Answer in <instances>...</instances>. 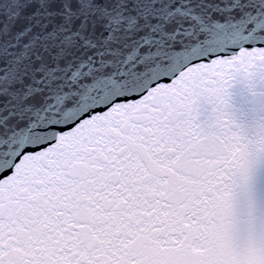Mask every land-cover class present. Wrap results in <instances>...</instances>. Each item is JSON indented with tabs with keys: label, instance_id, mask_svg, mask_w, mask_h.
<instances>
[{
	"label": "snow or ice",
	"instance_id": "snow-or-ice-1",
	"mask_svg": "<svg viewBox=\"0 0 264 264\" xmlns=\"http://www.w3.org/2000/svg\"><path fill=\"white\" fill-rule=\"evenodd\" d=\"M0 264H264V0H0Z\"/></svg>",
	"mask_w": 264,
	"mask_h": 264
},
{
	"label": "water",
	"instance_id": "water-1",
	"mask_svg": "<svg viewBox=\"0 0 264 264\" xmlns=\"http://www.w3.org/2000/svg\"><path fill=\"white\" fill-rule=\"evenodd\" d=\"M242 103L243 101L239 95V89L236 88L234 89L233 105L234 107H239ZM250 118H251V114L245 117V119H250Z\"/></svg>",
	"mask_w": 264,
	"mask_h": 264
}]
</instances>
